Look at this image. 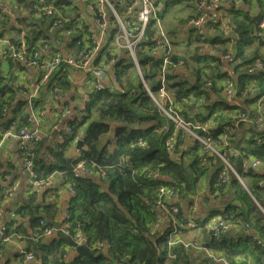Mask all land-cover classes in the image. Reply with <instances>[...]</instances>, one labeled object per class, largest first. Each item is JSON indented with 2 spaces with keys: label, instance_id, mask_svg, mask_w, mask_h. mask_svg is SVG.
<instances>
[{
  "label": "trees",
  "instance_id": "trees-1",
  "mask_svg": "<svg viewBox=\"0 0 264 264\" xmlns=\"http://www.w3.org/2000/svg\"><path fill=\"white\" fill-rule=\"evenodd\" d=\"M173 1L179 0L168 2ZM9 2L17 4L16 0H9ZM60 2L66 3L67 0H55L54 6L64 7V4H58ZM256 2L258 11L264 16V0H256ZM243 3L247 4L248 2L243 0ZM45 4L48 5V0H45ZM217 5L218 9H223L228 14V23L232 27L231 32L223 34L217 20L209 18L207 27H211L215 32L211 37L208 34L207 38H203L193 31L195 40L221 46L231 42L233 46L218 48V55L214 57L203 55L199 48H195L196 57H193V60L207 70L206 79L213 83L221 80L222 84L219 87L226 83L232 84L234 92H236L235 100L237 101L243 96V103L241 105L228 103L223 98V100L219 99L216 103L209 104L205 102L207 95L202 96L203 90H197L198 77L197 82L190 83L185 80H175V75L172 72L174 67L168 75L171 81V83L168 81V87L176 99L182 98L184 101H189V97L201 98V106L204 105L203 112L206 114L202 115L199 112L192 122L203 123L211 116L217 120L216 130L213 131L214 128L210 130L213 131L211 139L212 137L218 139V136L224 133L231 136L233 130L231 127L234 128L240 123L235 124L238 119L237 115L245 111L244 104L254 102L264 94V55L255 56L258 52L256 45L250 53L252 55L247 52L255 42L258 45H263L264 34L262 36L255 34L257 23L252 19V15H250L252 13L248 9L236 7L233 0H219ZM24 9H27L29 14L21 17L19 21L25 24V28L12 33L10 39L12 44L17 43V37L20 35L28 46L31 43L29 38H33L32 42L41 37L49 40V36L52 35L55 40L53 49H56L58 44L66 48L74 45L77 41V43L79 42L77 44L79 51L89 50V46L79 38L83 22L78 18L74 17L50 32L49 25H53V22L43 20V16H36V10L32 8L31 2L27 8H17L21 12L20 14ZM36 20L38 23H35ZM151 24L153 23H150L145 32V39L141 43L142 50L137 54V59L144 79L149 82L152 88H155V76L158 74L157 70L160 64L159 54L151 53L149 48L153 44L152 38L155 33L154 26L150 27ZM15 27L17 26L15 25ZM28 28L27 36L24 31H27ZM104 50L101 48L97 56L99 57V54ZM226 53L231 55L228 60L222 58ZM11 57L7 58L11 64L23 66L19 61L12 60ZM172 59L174 62L181 61V64L185 62V59L175 56ZM256 59L261 60L262 67L249 74L248 65ZM225 61L229 62L227 63L229 68L232 67L233 75L220 69L224 66ZM131 65L132 60L129 56L117 58L115 68L118 84L112 86V89L105 87L100 92H91L88 100L86 99L84 102L80 116L70 117L68 122L63 123L65 127L58 129L60 130L58 134L63 135V142L59 143L56 140L55 146L50 148V154L54 157L53 161L48 165L35 163L39 176L46 178L60 173L58 181L62 182L59 183L65 187L67 184L70 185L76 192L71 197L73 201L66 213L67 219L64 216L63 221H66L71 228L79 226L82 229L87 240V247L93 252L92 256L80 253L73 260L66 261L64 260L66 257V254L64 256L66 250L64 246L68 243L65 240L60 239L59 245H53V243L45 245L44 242H38L39 247L35 249L34 254L38 255L40 264H222L204 252L199 254L202 256H196L194 249L185 248L180 243L169 245L168 232L172 225L170 219L163 225L153 227L156 216L160 213L155 208L157 188L160 185H166L177 189L178 196H184L185 201L187 199L191 204V198L196 194L199 177L206 171L207 166L214 162L212 158L217 157L210 156L209 164L201 165L198 161L201 153L198 141L194 139V142H190L187 148H183L180 137L176 134L177 131L174 132V123L169 118V127L166 132L161 134L160 145L147 141L146 137L160 127L158 119L160 111L158 109L154 111L155 105L152 100L138 85L137 78L132 76ZM64 68L63 71L57 70L51 77V83L57 80L55 88L50 93L51 99L56 94L66 93L71 88V71L68 67ZM200 73L201 71H199ZM229 80L233 83H229ZM250 84H256L259 92L253 98L247 99L244 93L245 88ZM13 85V80L0 69V119L5 117L2 114V109L4 107L11 108V117L4 126L6 130L13 119L20 117L28 109L27 101H15L18 88H14ZM131 87H134V90H131ZM177 111L184 119L190 121V118L183 114L181 104L177 105ZM87 119H91V121L84 129L83 138H80L83 142L79 149L81 156L69 158L66 152L76 139L80 129L86 124ZM114 121L119 122L113 127ZM67 127H70L69 131H66ZM109 132L111 138L107 144L101 143L102 138ZM250 132L251 135L244 151L241 152L238 149L236 150L238 151L237 155L232 154L228 158L234 169L246 178V188L231 172H229L226 184L215 185L222 164L219 160L220 164L215 165L216 169L212 172L209 191L204 198L206 202H209L208 198L211 194L222 191L228 185L229 193L226 196L227 200L222 214L226 215L230 222L239 217L241 224L248 226L244 228L237 224L236 227L241 228L240 230L244 233L237 235L235 239L221 237L219 240H214L210 236L208 237L205 244L208 250L214 256L223 257L229 264H264V222H261L259 216L254 215L256 209L264 208V167L259 171L257 168H253L251 171L244 170L242 167L245 159L248 158L264 161V132L256 129L254 123L253 127L252 125L250 127ZM178 134L180 135V132ZM257 136L260 137L259 141L256 139ZM170 137H175L177 140V143L174 144L175 152L183 148L179 152V162L176 159H169L166 147H162ZM34 145L36 142L33 144L35 150ZM109 145L111 148H108ZM121 157L128 158V166L121 162ZM33 160L36 162L35 152ZM77 160H85V165L89 168L88 173L74 176L73 168ZM181 162L186 164V169L182 168ZM187 170H191L192 173L198 171L199 175H192L189 179ZM155 172L158 173V176L154 177ZM222 193L224 192L222 191ZM32 198L36 199L35 192ZM212 215L213 213L210 214V217ZM176 217H182L180 211ZM40 219L42 218L37 217L36 219V233L39 232ZM43 220L50 221L47 218ZM201 225L205 226V224ZM95 242L103 243L107 247L102 251H94L91 246Z\"/></svg>",
  "mask_w": 264,
  "mask_h": 264
},
{
  "label": "crops",
  "instance_id": "crops-1",
  "mask_svg": "<svg viewBox=\"0 0 264 264\" xmlns=\"http://www.w3.org/2000/svg\"><path fill=\"white\" fill-rule=\"evenodd\" d=\"M16 1V5L19 7L27 8L30 0ZM233 1L236 4V0ZM246 1L254 5V7L248 8V10L252 14H256L258 12L256 0ZM14 5L15 4L10 3L9 0H0V69L13 80L14 88H24L28 91L30 90L36 93L34 104L32 105L35 111L30 115V118L33 120L31 127H37L39 136L36 145H34L35 163L37 165H48L54 159V157L50 154V148L55 146V141L58 139V132L60 131L58 129L64 128L65 124L63 123L68 122L70 117L75 115L80 116L81 110H83L84 107V102L87 98H89L90 93L89 91H85L83 86L76 85V81L81 78L82 73H79V71H71V88L60 96L58 107L54 108L50 94L54 89L52 88L53 84L51 81L41 82L40 74L36 68L33 69L29 66H24L23 64V66L13 63L11 64V62L7 59L11 56L8 54L7 56L3 55L2 51L9 48L7 40L12 38V30L15 28V21H18L16 26L23 24V22L19 21V19L29 14L27 9H24L22 14H20L21 12L17 10L18 16L13 19L11 13L14 12ZM138 7L139 5L136 0H122L120 4L114 6V10L122 20H126L127 18L135 16L134 13ZM241 7L245 8L243 5H241ZM5 9H7V11H5ZM64 9L69 12V15H74L75 18H78L80 21L96 29V34L99 37L97 53L101 48L105 47V43L110 42L111 44V40L114 38L116 24L113 21L114 16L109 9H107V11L105 10L104 14L98 15L101 20L105 21V25L103 26L97 23L96 17L92 15L91 10H88L84 4H71L67 2L66 5H64ZM159 9L160 13L162 12L161 19L166 29V33L173 43V55L179 59H185L184 64L175 67V70H173L175 80H185L187 83H190L197 82L199 78L197 90H203L204 93L202 96L207 95V100L205 99V102L211 104L212 102L216 103L219 99L223 100L225 96L222 94V87H219L222 84V81L220 80L213 83L211 80L206 79L207 70L203 69L201 64L195 62L193 57H196L195 48H199L203 55L214 57L218 55V48L232 47L233 44L228 42L221 46L218 44H210L208 42L195 40V34L193 32L195 28H192L188 20L194 14L197 16L201 15V8L198 7L192 0H179L175 2L164 1ZM219 12L221 14H225L227 19L229 18L225 10L221 9ZM208 24L209 21L204 27L205 34L203 38H207L208 34L210 35L209 37H211L215 32L211 29V27H207ZM153 25L154 23L151 24L150 27ZM49 41L50 46L44 47V54L52 52V48L55 47V40L52 35L49 36ZM255 45L258 48V52L255 56L261 57L264 55V43L263 45H258L257 42H255L254 45L247 50L248 54L252 55L250 53L254 49ZM98 58L99 57L97 56L95 61H97ZM227 63L229 62L225 61L224 66L220 69L229 75H233V69L232 67L229 68ZM225 68H227V70H225ZM111 70H114V73L116 74V68L107 69L102 80L112 78L111 75L113 74H111ZM199 71H201L200 74ZM249 74H252V72H249ZM132 76L135 77L134 72ZM228 82L232 83L230 80ZM252 82L256 83L255 81ZM103 83L106 85V88H111L109 86L110 82L105 80ZM206 83H209V85H206ZM258 92L259 88L255 84V87L250 94L244 93L245 98L251 99L257 95ZM86 94L88 95L85 97ZM242 99L243 96L237 100V104L241 105V103H243ZM18 100H23V97L18 95L15 101ZM259 101L262 103L263 128H257L256 124L255 128L264 132V94H262L256 101L244 104V108L249 111L251 115H255L256 112H258L256 108ZM37 109L43 110L44 113L39 116V112L36 111ZM26 111L29 112L28 109ZM202 111H204V105ZM6 121L7 120H5V118L0 119V225L3 224L6 226L9 240L4 241L3 243L1 242L2 247L0 249V264H20L22 255V253H20V244L32 253H34L35 249L39 247V245H37V241L35 242L32 240V237L37 232V217H41L42 219L47 218V220L62 221L73 199L71 198L72 194L70 192L66 195V197H62V193H64L68 188L59 183L60 181H58V177L60 173L54 176L51 175L54 179V184L50 186L48 190H42L38 195L35 193L36 199L34 200V198H32L34 192L29 185V178L22 167L20 152L17 148V140L12 135L14 131L5 135V132L10 129V126L7 130L4 129ZM86 121V124L80 129L71 146L73 144L75 145L78 139L83 138L84 129L90 123L91 119H87ZM251 125L253 127L252 122H240L237 126H234V128L231 127V130L233 129L231 136L230 134L225 133L218 136V140L220 141L218 147L220 150L224 149L228 158L238 149L241 152L244 151L247 146L249 136L251 135ZM81 131H83V135H81ZM109 133L102 138L101 143L107 144L111 138ZM224 138L228 142V146L226 147L222 145ZM108 148H111V145H109ZM69 149L66 154L69 153ZM181 149L179 152L182 151ZM72 150L75 151L76 147ZM68 157L70 158L71 156L68 154ZM212 160H214V162L207 166L206 171L198 179L196 194L194 195L199 199L197 206L189 204L187 199L185 201L184 196L181 195L166 199L167 204L175 205L183 217H189L193 208H197V211L201 213V218L197 219L193 217L191 225H188L185 231L179 233L181 238L187 241H196L199 244H206L209 237V230L207 229L206 223L211 217H214L213 215L210 217V214L216 213L215 215L218 216L223 211L227 200L226 196L229 193V187L226 185V187L222 190L224 193H222V191H218L217 193L209 196V202L204 200L209 191L212 172L216 169L215 165L220 164L218 158H212ZM33 205H35V208H33ZM27 208H29V210H27ZM201 224H205V226L203 227ZM9 230L10 232H8ZM198 230L199 235L191 234L197 232ZM204 230H206V235ZM243 233L244 232L240 230L237 235H241ZM59 240L60 239L56 237L54 232L52 235L45 237L42 242H44L45 245L49 243L59 245ZM64 247L66 248L64 252L66 257L64 260L71 261L79 255L75 248H73L70 244H66ZM201 252L202 251H196L197 254H203ZM36 256L38 255L36 254ZM196 256L200 257L202 255Z\"/></svg>",
  "mask_w": 264,
  "mask_h": 264
},
{
  "label": "built area",
  "instance_id": "built-area-1",
  "mask_svg": "<svg viewBox=\"0 0 264 264\" xmlns=\"http://www.w3.org/2000/svg\"><path fill=\"white\" fill-rule=\"evenodd\" d=\"M32 0L29 1V3ZM40 2L42 0H39ZM138 2V9L134 13V17L127 18L126 20H122L120 16L117 14V12L114 10V6L117 4H120L122 0H67L69 3H81L84 4L88 10H91L92 15L96 17L97 23L99 25L103 26L105 25V21L101 20L98 15H102L105 13V10L109 9L112 14H113V21L116 24V30L114 34L115 39V44H118L120 50L127 52V48H129V45L132 43V41L138 36L142 35L140 30H143L144 28L148 27L145 22H147L152 14L150 11L145 10V4L149 3L151 4L152 8H160L161 4L164 1H171V0H136ZM194 1L198 7L201 8V15H198L197 19L192 20V22L195 24L196 28H199V32L201 35L204 36L205 31L204 27L206 26L208 19H215L217 20L219 27L222 28L224 34H228L231 32L232 27L229 25L227 18L225 17V14H221L219 12L220 9H218L219 0H192ZM66 2V3H67ZM175 2V1H173ZM64 4L66 3L60 2L58 4ZM55 0H48V5L47 8L43 12V20L45 21H51L53 22V25H49V31H53L56 29L59 25L62 23L66 22L65 20L70 16L69 12L62 8H56L54 7ZM38 4L34 5L36 7ZM17 8H19L18 5H14V12L11 13L13 19L18 16L17 13ZM157 23L159 21V17L155 18ZM18 21H15V25L17 24ZM35 23H38L36 20ZM56 25V26H55ZM13 26V25H12ZM14 28V26H13ZM25 28V24H20L17 27H15L12 32L14 31H22ZM45 29V28H44ZM82 31L80 32V39L84 40L87 46H89V50L86 51H79L77 44V41L75 42L74 45H71L69 47H64L61 44H58L56 46V49L52 48V52L48 54L43 53V49L46 46H50L49 40H45L44 38H38L32 42L33 38H29L30 45L24 41V38L22 35L20 37H17L18 41L16 44H12L10 40H7V43L9 45V48L7 50H3L2 53L3 55L7 56H12V60H18L21 61L25 64V66H35L37 71L40 74L41 77V82L44 81H51L52 75L59 70V68L62 66L68 67L69 71H79V73H82L81 78L76 81V85L78 86H83V89L85 91H89V93L93 91H98L103 87L102 84V79L106 74V69L103 67L102 63L99 62V60L95 61L97 57V50H98V41L99 37L96 34V29L89 26L88 24L83 22V25L81 27ZM86 31L88 33L86 34ZM29 28L27 31H24V34H28ZM100 33V32H99ZM264 33V20L258 25V28L255 30V34L257 36H260ZM28 36V35H27ZM164 37V41L166 44H160L158 48L161 49V53L163 55V60L162 64H160V69L158 71V74L155 76V80L157 79H162V88L160 90V93L158 97L155 99L154 97L152 98L150 95L149 91V86L150 84L148 81L143 79L142 83L144 85L143 90L146 92V94L149 96V98L152 100L154 105L160 104L161 101H163L162 104H160V107L158 110L160 112H164L167 117H170L176 125L181 128L184 133L185 129H187V135H190L191 137H187L190 139L191 143L194 142V139L197 140L200 143V156H199V162L203 166H207L210 161V156H215L221 161V166L220 170L218 172V176L216 178L215 185L220 186L223 184H226L229 178V172H231L235 178L241 183V185H245L246 183V178L242 176L240 173H238L234 167L231 165V163L228 160V157L226 155V152L224 149L220 150L218 145L220 141L218 139H211L210 136H212L213 131L216 130L218 126V122L214 117H210L206 119L205 123L203 124H197V123H192L189 121H184L180 115H178L174 109L171 113L168 112V109L172 108V102L168 104V100L170 97H173L174 101L177 103V105H180L182 101H184L182 98L178 101H176L173 92L169 89L168 87V81L165 79V75L169 71V66L171 65V54H172V49L171 45L168 43V39L170 40L168 34L166 33ZM171 41V40H170ZM139 45V42L135 44L134 47H137ZM68 49V50H67ZM9 52V53H8ZM127 54V53H126ZM89 56L91 57L89 59ZM231 57L230 53L225 54L222 56L223 59L227 60ZM181 64V62H177L176 65ZM262 67V62L259 59L254 60L251 64L248 65V72H253L254 70L260 69ZM227 70V68H225ZM256 72V71H255ZM99 73V75H97ZM111 75L112 77L115 76L114 70H111ZM57 81V80H56ZM55 82H53V87L55 88ZM148 84L149 86L145 88V84ZM209 84V83H207ZM17 96L21 95L23 97L24 101H27L29 106L32 107L34 104L35 96L36 93L32 91H28L24 88L16 89ZM88 93V94H89ZM86 94L85 97L88 95ZM222 94H224V98L228 103H235L237 104V101L235 100V94L236 92H232L230 90H226L225 87H222ZM59 94H56L52 98V104L54 108L58 107L59 99H60ZM192 103H195L193 100L191 101ZM196 106V105H195ZM202 109V106H198ZM11 112V108L8 109L4 107L2 109V114L6 118ZM199 113V112H198ZM197 113V114H198ZM173 114V115H172ZM251 114L248 111H243L237 115V120L235 121V124L238 122H248L252 121L253 119H250L249 116ZM263 115L262 111L256 112L255 115ZM30 121L31 118H27V120H24L20 123V126H22L19 130L21 134V148L26 147V141L27 140H36L38 139V134L35 130H29L26 127H23L27 121ZM254 121V120H253ZM256 123V127L259 129L263 128V116L259 118L258 121H254ZM210 125V126H209ZM211 128H214L213 131H210ZM196 129H200L198 131H195ZM176 133V129H175ZM179 137H181L178 133H176ZM61 138V137H60ZM173 139L172 137L167 139L165 145L169 140ZM257 141L260 140V137H256ZM222 145L225 147L228 146V142L223 140ZM174 149V144L172 145ZM29 149L24 152V155L21 157L22 161V167L27 176L29 177L30 174H32L33 170H37L35 162H33L30 158L29 155L31 154ZM234 153V152H233ZM121 162H122V157H121ZM80 163H83L81 160H77L74 165H80ZM264 161H261L259 159H254L251 162H246L245 165L247 166H242L244 170L246 169H251V167H255L258 169H261L264 167ZM85 173V172H84ZM75 174H77V168L75 170ZM153 176H158V174L155 172ZM51 182H54L53 177L50 179L43 180L41 176L35 175L32 183L34 185H37L38 188H43L45 186H48L51 184ZM52 186V185H50ZM245 187V186H244ZM160 190V194L156 197V202H155V208L158 210V212H166V215H168L169 219L171 220V229L168 232V239H169V245L177 244L180 243L182 244L185 248H191V249H199L195 251H202L206 253L209 256H212L214 260L219 261L222 264H229L223 257H218L214 256L206 247L205 244H199L196 241H187L183 238L180 237L179 233L185 231V229L188 227V217H181L177 218L176 214L178 213V208L175 205H168L166 203V199L168 198H174L178 196V190L161 185L158 187ZM246 188V187H245ZM70 191L72 192V195H75L76 192L70 188ZM218 191H216L217 193ZM191 205L192 206H197L199 203L198 197L194 196L191 198ZM67 216L65 218L67 219ZM219 219H223L225 223H229V219L226 215L222 214V212L217 216ZM217 217H211L208 222L206 223L207 229L210 231L209 236L214 239H216V234H217V229L215 227H212V225L217 221ZM42 220V219H40ZM39 220V221H40ZM161 220H165V216H163L161 213H158L156 216V221L153 223V227H158L161 225ZM44 231L49 233L52 230L55 231L54 227L51 224H47L42 226ZM61 230H65L71 238L75 242H79L81 244H84L87 246V240L86 237L82 231V229L79 226H74L70 227L69 224L65 221L61 225ZM0 235H3V230H1V225H0ZM5 239V238H4ZM2 242V241H1ZM0 242V243H1ZM107 247V245L100 243V242H95L92 244L91 249L94 251H102ZM31 255V252L29 254ZM32 262L30 264H34V261L36 264H40V260L35 256Z\"/></svg>",
  "mask_w": 264,
  "mask_h": 264
},
{
  "label": "bare ground",
  "instance_id": "bare-ground-1",
  "mask_svg": "<svg viewBox=\"0 0 264 264\" xmlns=\"http://www.w3.org/2000/svg\"><path fill=\"white\" fill-rule=\"evenodd\" d=\"M36 4H38L36 7H34V5H36ZM31 6H32V8L33 9H35L36 10V16H43V12H44V10L47 8V4H45V0H42L41 2L39 1V0H32L31 1ZM54 7H56V8H62L61 6H54ZM246 11H248V10H246ZM249 12V11H248ZM259 12V11H258ZM261 13V12H260ZM75 16L74 15H70L65 21L67 22V21H69V20H71L72 18H74ZM156 17H159V21L157 22V23H155V21H156ZM198 18V16L197 15H193V16H191L190 18H189V20H188V22H189V24H191V26H192V28H195L194 29V31H195V33L197 34V35H199V36H203V35H201L200 34V32H199V28H196L195 27V24L192 22V20H194V19H197ZM264 20V16H262V14H261V22ZM154 23V28H155V33H154V36H153V38H152V42H153V44L149 47L150 48V52L151 53H155V54H159V64H162V60H163V55H162V53H161V49L160 48H158L159 47V45L160 44H166L165 43V41H164V37L163 36H165V34H166V29H165V27H164V25H163V22H162V19H161V13H160V9H159V13L157 14V15H152L151 17H150V19L147 21V22H145V24H147V26H149L150 25V23ZM260 22V23H261ZM260 23H258L257 24V28H258V25L260 24ZM147 28L148 27H146V28H144L143 30H140L141 31V33H142V35H138L133 41H132V43L129 45V48H127V55L128 56H130V58H131V60H132V65H131V71L132 72H134V74H135V77L137 78V81H138V85H140L141 86V88L143 89L144 88V85H143V83H142V81H143V79H144V76H143V74H142V71H141V68H140V64H139V62H138V59H137V54L139 53V51L140 50H142V48H141V43L143 42V40L145 39V32H146V30H147ZM222 32H223V30H222ZM223 34H224V32H223ZM264 34V33H263ZM262 34V35H263ZM261 35V36H262ZM115 39L116 38H113L112 40H111V44H110V42L109 43H105V47H103L105 50L101 53V54H99V58H98V60H99V62L100 63H102V65H103V67L107 70V69H110V68H115V63H116V60H117V58L119 57V58H123V57H125V55H124V53L120 50V48H119V46H118V44H115L114 42H115ZM168 41V43L171 45V49H172V46H173V43H172V41H170L169 39L167 40ZM139 42V45L137 46V47H134L135 46V44H137ZM226 54H228V53H226ZM225 55V54H224ZM127 56V57H128ZM173 53L171 54V65L169 66V71H168V73L164 76L165 77V79L167 80V81H170L169 80V78H168V75L171 73V70H172V68L174 67V66H178V65H176V63L177 62H174L173 61ZM228 60V59H227ZM18 61V60H17ZM21 64H23L24 66H25V64L23 63V62H21V61H19ZM178 62H181V61H178ZM29 67H31V68H33V69H35L36 67L35 66H30L29 65ZM159 67H158V70L157 71H159ZM59 70H61V71H63V70H65V68L64 67H60L59 68ZM142 77V78H141ZM113 78V77H112ZM112 78H106V79H104V80H102V84H103V87L99 90V91H101L102 89H104L105 87H106V85H104V81L106 80V81H108V82H110V84H109V86L111 87V89H112V86H116L117 84H118V78H117V72H116V74H115V76H114V81H112ZM155 82H156V87L155 88H152L151 87V85L149 86V91H150V96L153 98H157L158 97V95H159V93H160V90H161V88H162V79L160 78V79H157V80H155ZM170 83H171V81H170ZM222 87H225V89L226 90H230V91H232V92H234V88L232 87V85L231 84H223V86ZM254 87H255V85L254 84H250V85H248L247 86V88H245V93H248V94H250L252 91H253V89H254ZM134 87H131V90H134L133 89ZM96 92H98V91H96ZM189 99V101H194L195 103H193L194 105H196L197 107L198 106H201V98H197V99H195V98H193V97H189L188 98ZM170 102H172V107H173V104H175L176 105V107L174 108V111L178 114V115H180L181 116V118L184 120V121H187L186 119H184V117L177 111V103L174 101V99H173V97H170L169 98V100H168V104L170 103ZM256 110L257 111H262V103H261V101H259V103H258V105H257V108H256ZM28 111L29 112H25V113H23L20 117H18V118H16V119H13L12 121H11V123H10V129H8L6 132H5V135L6 134H10L12 131H14L13 132V136L16 138V140H17V148H18V151L20 152V156L22 157L23 155H24V152L25 151H27V149H29V147H30V150H28V151H30V155H29V158L34 162V160H33V156H34V147H33V144L35 143V142H37L38 141V139H36V140H27L26 141V147H23V148H21V141H22V138H21V134H20V132H19V130H20V128L22 127V126H20V123L22 122V121H24V120H27V118H29L30 117V115H31V113L32 112H34L35 110L33 109V107H31V106H29V104H28ZM37 112H39V116H41L42 115V113H44L43 112V110H36ZM173 115V114H172ZM263 115H256V116H252V115H250L249 116V118L250 119H253L254 121H258L259 120V118H261ZM170 120H172L170 117H168ZM173 121V120H172ZM32 122H33V120L31 119L30 121L28 120L26 123H25V125L23 126V127H26V128H28L29 130H35L36 132H37V134H38V130H37V127H31V124H32ZM190 122V121H189ZM206 122V121H205ZM205 122H203V123H205ZM173 123H174V126H175V129H176V131H177V133H179L180 132V136H182V135H184L185 133H184V131L181 129V128H179L177 125H176V123L173 121ZM192 123H197V124H203V123H198V122H192ZM27 124H29V125H27ZM212 129V128H211ZM210 129V130H211ZM70 130V127H67L66 128V131H69ZM198 130H200V129H196L195 131H198ZM187 136H189V137H191L190 135H187ZM61 137V138H60ZM38 138H39V136H38ZM78 140H81V139H78ZM77 140V141H78ZM57 141L59 142V143H62L63 142V135L62 134H58V139H57ZM77 141H76V143H77ZM82 141V140H81ZM199 143V142H198ZM200 144V143H199ZM82 145H83V142H82ZM75 147H76V144H75ZM79 150V149H78ZM234 155H237L238 154V151H235L234 153H233ZM255 158H248V159H245V161H244V165L243 166H247V165H245V163L246 162H251L252 160H254ZM84 162H83V165H84V167H83V169H80L79 170V174H75V170H76V168H77V165H75L74 166V168H73V174H74V176H79V175H82V174H84V172H89V168L85 165V160H83ZM122 163L123 164H125V165H127L128 166V158H126V157H124V158H122ZM81 164V163H80ZM251 169H253V168H255V167H251V166H249ZM129 168H130V166H129ZM86 174V173H85ZM35 175H37V176H39V174H38V172L36 171V169L35 170H33V172H32V174H30L29 175V185H30V187H31V189L33 190V192H35L37 195L42 191V190H45L46 188H48L50 185H53V183L54 182H51V184L50 185H48V186H45V187H43V188H38V186L37 185H34L33 183H32V180H33V178H34V176ZM43 180H46V179H48V178H52V176H48V177H46V178H43V177H41ZM60 182H62V181H60ZM245 185H246V183H245ZM244 185V186H245ZM66 187L69 189V188H71V186L70 185H66ZM73 190V189H72ZM74 191V190H73ZM75 192V191H74ZM70 193L72 194V192L70 191ZM160 194V190H159V188H157V196ZM34 208H35V205H34ZM217 217V216H216ZM217 219H218V217H217ZM49 222H46L45 220H40L39 221V223H38V225H39V227H38V229H39V232L38 233H36V234H34V236L32 237L33 239V241H37V243L38 242H42V240L45 238V237H47V236H50V235H52L55 231L54 230H52V228H50L51 229V231L49 232V233H47L46 234V232L43 230L44 228L42 227V226H44V225H47ZM14 228V227H13ZM1 230H3V235H0V242L2 241V243L4 242V241H6V240H9V238H8V234H7V231H6V226L5 225H1ZM64 234H66V235H68L69 237H70V235L67 233V232H65V230H61ZM56 234V233H55ZM5 238V239H4ZM71 238V237H70ZM72 240H73V238H71ZM64 240V239H63ZM67 242V241H66ZM75 242V241H74ZM2 243L0 244V248L2 247ZM68 243V242H67ZM77 245H82L81 243H79V242H75ZM68 244H70V243H68ZM71 245V244H70ZM20 247H21V249H20V253H22V255H21V259H20V264H25V262H27V264H30L32 261L31 260H28V257H29V254H30V251L29 250H27V249H25L21 244L19 245ZM73 248H75L73 245H71ZM31 255H32V257L34 258L35 257V254L34 253H32L31 252ZM64 256H65V254H64Z\"/></svg>",
  "mask_w": 264,
  "mask_h": 264
},
{
  "label": "clouds",
  "instance_id": "clouds-1",
  "mask_svg": "<svg viewBox=\"0 0 264 264\" xmlns=\"http://www.w3.org/2000/svg\"><path fill=\"white\" fill-rule=\"evenodd\" d=\"M241 5H243L247 9L254 7V5L252 3L245 4V3H243V0H236V7L239 8V7H241ZM145 10L146 11H150V13L152 15H157L159 13V8H152L151 4H149V3H146L145 4ZM5 11H7V9H5ZM122 52L125 54V56H127V54H126L125 51H122ZM90 58L91 57L89 56V59ZM97 75H99V73H97ZM114 79L115 78L113 77L112 78V81H114ZM206 85H209V84L206 83ZM148 86L149 85L146 83L145 84V88H147ZM118 90H123V89H118ZM221 91H222V88H221ZM175 99H176V97H175ZM176 101H178V99H176ZM162 103H163V101L160 102V104H162ZM160 104L154 106V111H156L160 107ZM181 105L183 106V114H185L187 117L190 118V122H192L196 118V114L198 112H200L202 115H205L206 114V113H204L202 111V109L200 107L195 106L191 101H182L181 102ZM175 107H176V105L173 104V107L170 108V109H168V112L171 113ZM202 108H203V105H202ZM158 119L160 120V127L157 128L150 136H148L146 138H147V141L149 143L160 145L159 144V141L161 139V134L167 131V129L169 127V124H168V117H167V115H165L164 112H159ZM118 122L119 121H114L113 122V127H114V124L115 123H118ZM248 122H252V123L256 124L253 120L252 121H248ZM81 135H83V131H81ZM109 135H111V133H109ZM180 142L182 143L183 148H187L188 144L191 142L190 139L187 138V129H185V134L180 137ZM175 143H177V140L174 137L173 139L169 140L166 145H162V147H166L167 154H168L169 159H176L179 162V151H176L175 152L174 149H173V147H172V145L175 144ZM74 148H75V145L73 144L70 147V149H69V153H68L69 156H71V157L81 156V151L80 150L73 151L72 149H74ZM85 148H87V145H85ZM183 148L181 150H183ZM181 164H182V168L186 169V164H183V162H181ZM83 167H84L83 163H81L80 165L77 166V174H79V170L80 169H83ZM187 171H188V177H189V179L191 178L192 175H199V172L198 171L196 173H192L191 170H187ZM69 192H70V188L69 189H66L65 192L62 193V197H66V195ZM62 202H63V199H62ZM242 211H243V209H242ZM160 213L163 216H165L164 222H167L169 220V217H168V215H166V212H160ZM254 215L259 216L261 218V222H264V208L256 209ZM193 217H195L197 219L201 218V213H199L197 211V208H193L191 210V214L188 217V224L189 225H191ZM237 224H240L241 227H244V228H247L248 227L247 224H241V218H239V217L236 218L233 222H229V223H225V221L223 219H219L218 218L217 221L212 225V227H215L217 229L216 239L219 240L221 237L235 239L236 236H237V234L240 231V229L236 227ZM161 225H163V220H161ZM204 231H205V235H206V230H204ZM191 234L192 235H199V230L197 232H194V233H191ZM33 259L34 258L32 256H29L28 257V260H33ZM25 264H27V262H25ZM34 264H36L35 261H34Z\"/></svg>",
  "mask_w": 264,
  "mask_h": 264
},
{
  "label": "water",
  "instance_id": "water-1",
  "mask_svg": "<svg viewBox=\"0 0 264 264\" xmlns=\"http://www.w3.org/2000/svg\"><path fill=\"white\" fill-rule=\"evenodd\" d=\"M247 13H249L248 11H246ZM252 15V19L258 24L261 22V13L257 12L256 14H250ZM11 117V114H9L5 120H8ZM82 146V141L78 140L76 143V150L80 149V147ZM249 171H251V169H248ZM66 216V214L64 215ZM64 221H54V220H50L49 224H51L54 229H55V233H56V237L59 239H64L65 241H67L68 243H70L71 245H73L75 247V250L77 251V253H85L87 255L92 256L93 252H91L86 245L82 244V245H77L74 240H72L68 235L64 234L61 231V225ZM210 234V231H209Z\"/></svg>",
  "mask_w": 264,
  "mask_h": 264
},
{
  "label": "rangeland",
  "instance_id": "rangeland-1",
  "mask_svg": "<svg viewBox=\"0 0 264 264\" xmlns=\"http://www.w3.org/2000/svg\"><path fill=\"white\" fill-rule=\"evenodd\" d=\"M235 5H236V4H235ZM227 20H229V18H228ZM85 32H86V34L88 33V31H86V30H85ZM67 50H68V49H67ZM174 69H175V66H174L173 70H174ZM173 70H172V72H174ZM215 214H216V213H215ZM215 214H213L214 217L217 216V215H215ZM190 252H191V251H190ZM191 253H194V252H191ZM195 254H196V255H199V254H197V253H195Z\"/></svg>",
  "mask_w": 264,
  "mask_h": 264
}]
</instances>
